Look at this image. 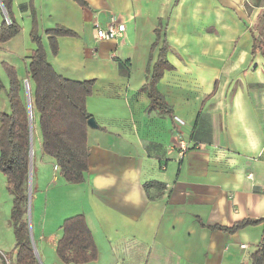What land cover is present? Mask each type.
I'll list each match as a JSON object with an SVG mask.
<instances>
[{"label": "crops", "instance_id": "1", "mask_svg": "<svg viewBox=\"0 0 264 264\" xmlns=\"http://www.w3.org/2000/svg\"><path fill=\"white\" fill-rule=\"evenodd\" d=\"M213 1L240 17L263 9L249 0ZM201 2L0 0V24L8 9L20 26L0 42V113L10 110L2 62L15 68L23 96L28 55L35 47L29 35L33 19L46 58L58 73L95 79L86 98L95 126L86 131L84 180L67 183L54 159L42 154L37 168L51 174V184L77 188L75 202L64 204L61 216L85 217L98 255L82 264H250L260 224L234 233L207 225L264 216V60L260 54L251 58L250 39L238 50L236 23L219 28L223 37L218 28L209 35L190 33L196 51L183 49L184 24ZM209 7L218 16V6ZM110 16L124 24L125 38L95 39L93 22L104 26ZM55 25L76 35L58 36L53 54L44 30ZM156 27L174 48L166 57L175 70L165 71L157 83L170 113L149 109L142 90L157 56V48L150 51ZM255 62L261 63L258 69ZM145 182L155 184L145 189ZM249 244H254L250 251Z\"/></svg>", "mask_w": 264, "mask_h": 264}, {"label": "trees", "instance_id": "2", "mask_svg": "<svg viewBox=\"0 0 264 264\" xmlns=\"http://www.w3.org/2000/svg\"><path fill=\"white\" fill-rule=\"evenodd\" d=\"M83 4L84 0H76ZM5 4V2H4ZM248 5L246 4V7ZM7 9V7H6ZM8 12L9 23L0 24V42L13 37L20 26ZM159 28L154 29L156 40L152 43V52L160 37ZM53 54L57 51V37L74 36L75 31L61 25L44 30ZM30 40L35 47L30 50L27 63V79L33 82L31 91V109L38 116L41 136V151L54 159L60 176L67 183H80L88 169L89 145L87 143V120L91 116L86 110V98L92 92L94 78L71 79L58 73L46 58V53L37 30L35 20L30 28ZM165 37V36H164ZM168 44L162 40V47L152 64L148 83L142 87L149 98V109L159 113H170L157 88V83L165 71L175 69L167 57ZM259 53L264 58V37L257 33L252 35L251 58ZM2 67L8 77L7 99L9 112L0 113V171L6 179V186L13 195L10 217L13 225L17 247V264H35L36 259L29 240V230L24 218L28 200V171L30 130L28 111L25 106L20 81L15 68L6 62ZM2 82L0 80V89ZM155 182H145L147 189ZM262 226L255 249L249 254L250 264H264V216L242 218L230 225L213 224L227 233H234L249 225ZM61 236L56 243V254L66 264H82L94 261L98 251L92 233L82 213L64 218L60 224Z\"/></svg>", "mask_w": 264, "mask_h": 264}, {"label": "rangeland", "instance_id": "3", "mask_svg": "<svg viewBox=\"0 0 264 264\" xmlns=\"http://www.w3.org/2000/svg\"><path fill=\"white\" fill-rule=\"evenodd\" d=\"M193 0H190L192 2ZM201 9L196 12L195 15H192L193 18L189 19L185 24V33L188 36L184 43L186 46L183 47L186 51L195 52L196 48L194 47L195 37L190 36V33H198L202 32L203 35H209L211 33H216L218 28V32L220 37L222 31H219V28H224L225 24L236 23L235 28L236 31L235 39L237 41L236 47L238 50L242 49L241 45L243 40L250 39V45L248 49H251L252 45V35L260 33L264 37V0H249L252 5L255 3H261L263 9L260 8L257 13L251 11L250 16L240 17L237 14H231L227 9H223L221 6L214 3L213 0H201ZM213 1V2H210ZM209 6H218L219 12L218 16H216L215 12L211 10ZM249 7V6H248ZM251 9V8H249ZM235 20V22H234ZM216 22V23H215ZM184 31V29H183ZM182 31V33H184ZM160 37L156 43V51L159 52L162 47V40L166 38L162 30H159ZM240 33V34H239ZM155 35V34H154ZM156 40V35L155 39ZM236 43V42H235ZM168 48L167 52L172 51L174 48L170 46L167 42ZM239 45V46H238ZM226 49V48H225ZM173 53V51H172ZM259 53H255V56ZM22 58V57H21ZM263 58V57H262ZM264 60V58H263ZM170 62V61H169ZM171 63V62H170ZM256 63V69L260 67V62ZM264 63V61H262ZM172 64V63H171ZM254 64V63H252ZM253 67V66H252ZM252 69V68H251ZM175 70V69H173ZM212 70L203 69L206 73L207 71ZM171 71V70H169ZM27 81V80H26ZM28 87L24 86L23 99L25 102L26 108L27 99L29 97L30 107H31V89L29 86V80L27 81ZM2 90V89H1ZM3 94L0 91V107L3 101ZM3 101V102H2ZM7 104V102H5ZM30 147H31V155H32V174L29 188V205L27 206L26 214L24 218L27 222V226L30 229L29 240L30 244L34 249V255L36 262L35 264H66L62 262L57 254H56V243L59 237L61 236L60 224L64 220V218L73 215L72 213H68L64 216L62 214V209L65 207L64 204H72L75 202L76 198V190L77 188L73 185L71 187H63L59 185L51 184V174L43 169L41 172L37 170L39 164V157L42 154L46 156L41 151V136L40 130L38 126V116L36 112L32 113L31 109V132H30ZM39 177V180H38ZM37 183L42 185V189L40 190L37 187ZM81 183V182H80ZM70 184H79V183H70ZM39 189V190H38ZM13 203V195L10 193L6 186V179L4 175L0 171V250L4 251L6 255L10 259L11 264H17V247L15 244V235L13 230V225L11 222L10 212ZM76 213V212H75ZM60 217H62L60 219ZM56 232V233H55ZM42 234L44 237L47 235H52L49 238L39 237ZM254 248V244H249V251ZM248 259V255H246L243 260Z\"/></svg>", "mask_w": 264, "mask_h": 264}, {"label": "built area", "instance_id": "4", "mask_svg": "<svg viewBox=\"0 0 264 264\" xmlns=\"http://www.w3.org/2000/svg\"><path fill=\"white\" fill-rule=\"evenodd\" d=\"M92 31L95 39L97 40H102V39L117 40V39L125 38V26L122 22L118 21L114 16H110L104 26H100L97 21H94L92 24ZM25 86L28 87L27 81H25ZM177 119L178 122L182 123V120H180L179 118ZM185 149H186V145L183 143V141H181L180 150L184 151ZM0 264H11L9 257L2 250H0Z\"/></svg>", "mask_w": 264, "mask_h": 264}, {"label": "water", "instance_id": "5", "mask_svg": "<svg viewBox=\"0 0 264 264\" xmlns=\"http://www.w3.org/2000/svg\"><path fill=\"white\" fill-rule=\"evenodd\" d=\"M4 16H5V20L7 22H9V19H8V16L6 15V13H4ZM25 84V82H24ZM27 111H28V117H29V130L31 132V107H30V100H29V97L27 99ZM87 124L91 127L95 126V122H94V119L92 117H89L88 120H87ZM30 162H31V147H30V144H29V171H28V200H27V206L29 205V197H30V193H29V188H30V180H31V176H30ZM28 230H29V234H30V229L28 227ZM33 248V247H32ZM34 251V249H33Z\"/></svg>", "mask_w": 264, "mask_h": 264}]
</instances>
